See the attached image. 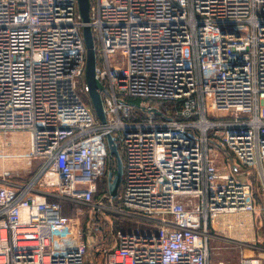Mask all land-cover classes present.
<instances>
[{
  "label": "built area",
  "instance_id": "obj_1",
  "mask_svg": "<svg viewBox=\"0 0 264 264\" xmlns=\"http://www.w3.org/2000/svg\"><path fill=\"white\" fill-rule=\"evenodd\" d=\"M83 26L76 0H0V143L26 138L11 161L30 176L0 174V264H86L89 249L99 264H212L216 218L255 208L230 158L264 197V0H89L104 124L81 96ZM108 135L114 198L98 193ZM64 204L136 229L87 246ZM237 246L238 264H264Z\"/></svg>",
  "mask_w": 264,
  "mask_h": 264
},
{
  "label": "rangeland",
  "instance_id": "obj_2",
  "mask_svg": "<svg viewBox=\"0 0 264 264\" xmlns=\"http://www.w3.org/2000/svg\"><path fill=\"white\" fill-rule=\"evenodd\" d=\"M95 45L96 48H98L97 43H95ZM108 60L116 68L123 67V63L121 60H117L116 63L113 64V56L111 55L108 56ZM84 83V80H82L81 85ZM83 98L84 100L88 101L87 93L83 94ZM139 103L140 101L138 100H128V104L135 107H137ZM171 107V104H166L164 106V109H170ZM219 161L220 164H225L227 162L223 154H221V156L219 157ZM228 165L235 166V173H237L236 177L238 179H240L241 181H245L252 186L250 180L251 173H248V171L245 169L238 168L235 162L232 160H229ZM4 170L7 169H1L0 174H2ZM17 176H22L23 181L30 178V176L26 172H21ZM25 176L27 177L25 178ZM102 191L104 193H107L105 185L103 186V189L100 188L98 193L102 194ZM80 209H83L84 212L81 213L80 216H76V213H73L75 208L72 206H66V208L63 207V214L68 218H72V221L76 225H78L77 228L81 230L82 234H87L88 236L92 237V239H94V243H97L99 241L101 245L105 244L106 246L111 247L114 241V233L116 231L120 230L122 232H131L136 229L135 224L122 219H118V217L111 212H96V217H94L95 211H93L92 208L81 207ZM240 216H245L249 222V227L246 232L247 236H251L253 234L254 237V239H249V242L247 243H243L241 241L243 244L247 245L246 247H242L243 251L246 255H256L257 253L264 250V197L260 192H257L254 211L246 214L231 215L229 218L231 220V224H237L239 222ZM104 223H106V226L103 227L104 229H101ZM214 224H216V222H213L212 225ZM209 231V233H212L211 231H213V226L209 228ZM217 231L218 232L215 231V233H212L215 239H211L209 241V246L211 248V263L238 264L240 249L238 248L237 243H240V241L231 238L236 234H234V236H229L228 238V235H230L231 232L237 233V230L234 229L231 232H228V230L226 231L225 229H221L219 227V230ZM238 237L239 235L236 236V238ZM248 246L257 249L249 248ZM95 250H89L88 255L90 256V254Z\"/></svg>",
  "mask_w": 264,
  "mask_h": 264
},
{
  "label": "water",
  "instance_id": "obj_3",
  "mask_svg": "<svg viewBox=\"0 0 264 264\" xmlns=\"http://www.w3.org/2000/svg\"><path fill=\"white\" fill-rule=\"evenodd\" d=\"M78 14L84 26L82 27V39L85 48V65L83 79L87 88V95L89 97L91 107L96 119L101 123H105V116L103 113V106L100 97V92L103 87L95 77V50L94 41L90 28L87 26L89 22V0H76ZM106 144L108 153L113 157L116 170L114 173H109L107 177V191L108 194L114 198L119 189L122 178V161L114 141L110 135L106 136ZM236 170L235 167L232 168Z\"/></svg>",
  "mask_w": 264,
  "mask_h": 264
},
{
  "label": "crops",
  "instance_id": "obj_4",
  "mask_svg": "<svg viewBox=\"0 0 264 264\" xmlns=\"http://www.w3.org/2000/svg\"><path fill=\"white\" fill-rule=\"evenodd\" d=\"M8 141L11 144H13L14 150H6L2 147V145L0 143V154H2V152H3L4 154H7L10 156V158L7 159V161H3L0 158V170L1 169H7V170L12 171L14 173H18V175L21 172L24 173V170H22V167L24 166V164L22 162L17 164V162L11 161V156L13 154H18L19 156L24 154L27 151V142H26L27 140H26V138L21 137L20 135H11L9 137ZM4 163H7V164H4ZM37 168H38V161H34L30 172L35 173L37 171ZM19 177L22 178V176H19ZM48 200H52V198L49 197ZM230 216L231 215L218 216L216 218V221H215L216 224L213 225V231H211V232L212 233H215V231L218 232L217 230H219V227L221 229H225L226 231L228 230V232H231L232 230L236 229L237 233L231 232V234L228 235V238H229V236H234V234H236L234 237H231V238H234L235 240H238L240 242L242 241L243 243L249 242V239H254L253 234L251 236H247L246 232H247V229L249 227V222L245 216L244 217L240 216L239 222L237 224H231V220L229 219ZM237 235H239L238 238H236ZM83 241H84L85 245H87V246L94 244V239H92V237L88 236L87 234L83 235ZM97 258L98 257L93 258V257L88 255V257L86 259V264H99V262H98L99 259H97Z\"/></svg>",
  "mask_w": 264,
  "mask_h": 264
},
{
  "label": "trees",
  "instance_id": "obj_5",
  "mask_svg": "<svg viewBox=\"0 0 264 264\" xmlns=\"http://www.w3.org/2000/svg\"><path fill=\"white\" fill-rule=\"evenodd\" d=\"M82 96V100H83V102L87 105V106H89L90 108H92L91 107V103H90V100H89V97H88V101H86V100H84V98H83V94L81 95ZM88 96V95H87ZM230 160H231V158H230ZM115 169L116 170V164H115V162L114 161H112V163H111V169ZM234 174H237V173H234ZM250 180H251V184H252V190H253V197H254V201H255V199H256V197H257V192H259V185H258V181H257V179L253 176V175H251V177H250ZM103 183V182H102ZM104 184V183H103ZM259 200V199H258ZM66 206L68 207V206H71L70 204H64V207L66 208ZM73 213H74V211H73ZM119 219V218H118ZM104 226H106V223H104V225L102 226V228L101 229H104L103 227ZM99 229V228H98ZM90 256L91 257H93V258H95V257H98L97 259H99V263L101 262V258L98 256V254H97V252L96 251H93L91 254H90ZM92 259V258H91Z\"/></svg>",
  "mask_w": 264,
  "mask_h": 264
}]
</instances>
